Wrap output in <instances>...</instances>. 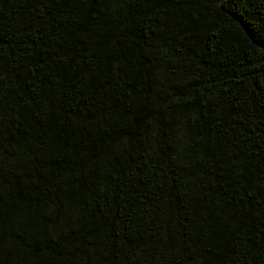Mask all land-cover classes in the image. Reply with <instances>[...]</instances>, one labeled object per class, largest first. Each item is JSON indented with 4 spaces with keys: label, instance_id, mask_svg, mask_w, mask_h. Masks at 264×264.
Returning <instances> with one entry per match:
<instances>
[{
    "label": "trees",
    "instance_id": "trees-1",
    "mask_svg": "<svg viewBox=\"0 0 264 264\" xmlns=\"http://www.w3.org/2000/svg\"><path fill=\"white\" fill-rule=\"evenodd\" d=\"M0 264H264V0H0Z\"/></svg>",
    "mask_w": 264,
    "mask_h": 264
}]
</instances>
